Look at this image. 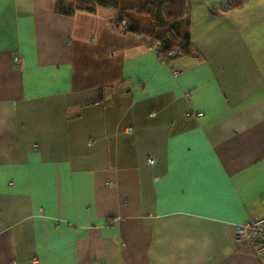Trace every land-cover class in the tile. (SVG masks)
I'll list each match as a JSON object with an SVG mask.
<instances>
[{"label":"crops","instance_id":"obj_1","mask_svg":"<svg viewBox=\"0 0 264 264\" xmlns=\"http://www.w3.org/2000/svg\"><path fill=\"white\" fill-rule=\"evenodd\" d=\"M116 17L0 0V264H263L264 0H188L166 62Z\"/></svg>","mask_w":264,"mask_h":264},{"label":"trees","instance_id":"obj_2","mask_svg":"<svg viewBox=\"0 0 264 264\" xmlns=\"http://www.w3.org/2000/svg\"><path fill=\"white\" fill-rule=\"evenodd\" d=\"M97 8L117 13V30L121 27L123 31L142 34L149 45L159 46L158 55L165 62L193 52L188 0H55V11L66 16L77 12L94 14ZM175 50L177 53L169 55Z\"/></svg>","mask_w":264,"mask_h":264},{"label":"built area","instance_id":"obj_3","mask_svg":"<svg viewBox=\"0 0 264 264\" xmlns=\"http://www.w3.org/2000/svg\"><path fill=\"white\" fill-rule=\"evenodd\" d=\"M149 48L158 54L160 48L157 45H149ZM177 53V50L172 51L169 55ZM159 56V55H158ZM162 62H165L163 57H159ZM16 63L19 62L18 58H15ZM173 74H178V70H172ZM195 117H201L202 114H194ZM147 162L149 164L154 163V159L151 156H148ZM106 185H109L108 183ZM264 206V202H263ZM233 237L236 242H254L255 252L257 256L261 257L264 264V218L260 220L250 221L245 224L234 226L233 228Z\"/></svg>","mask_w":264,"mask_h":264}]
</instances>
